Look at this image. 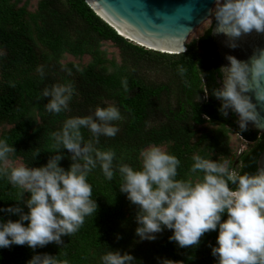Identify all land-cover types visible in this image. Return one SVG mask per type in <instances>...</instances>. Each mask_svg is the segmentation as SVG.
Instances as JSON below:
<instances>
[{
    "label": "trees",
    "instance_id": "trees-1",
    "mask_svg": "<svg viewBox=\"0 0 264 264\" xmlns=\"http://www.w3.org/2000/svg\"><path fill=\"white\" fill-rule=\"evenodd\" d=\"M104 41L119 47L121 63L106 57ZM0 50V121L14 124L10 131L0 132V139L14 149L6 159L10 155L19 157L27 167L36 168L60 155V166L68 170L74 163L73 154L63 146L54 148L51 133L59 131L69 117L87 116L97 106L114 104L122 117L113 122L119 128L115 136H100L96 144L90 131L81 129L85 142L93 140L101 150L116 153L114 170L121 162L139 168L142 149L168 144L167 152L181 161L177 179L193 174L202 178V172L190 173L193 155L209 157L217 152L227 156V137L229 132H235L250 147L240 154L238 165L234 161L228 164L229 169L239 174L257 171L264 150V132L246 126L241 130L235 112L228 109L227 115L222 114V101L214 95L221 86L218 70L224 61L212 27L188 44L185 52L170 54L121 36L86 0H41L35 11L14 0H0ZM66 53L90 55L92 61L87 65L64 63ZM158 65L168 69V80L156 82L146 77L144 70ZM178 66L186 69L183 75ZM125 79L127 91L122 84ZM65 83L74 88L69 109L58 114L48 112L45 106L50 97L43 96V90ZM204 125L216 128L206 129L196 140L197 128ZM87 180L98 207L85 217L76 233L62 236L61 244L50 242L34 250L27 245L0 248V264H27L34 255L44 253L67 259L69 264H101L103 254L117 250L133 255L134 264H160L157 258L182 264H216L209 245L215 246L218 231H209L200 238L199 245L184 248L169 240L172 230L166 228L155 240L137 242L139 208L120 191L118 171L108 180L97 164ZM22 191L0 176V208L20 207L26 213L25 202L31 194ZM18 218V214L0 212L4 221ZM226 218L227 214L222 217Z\"/></svg>",
    "mask_w": 264,
    "mask_h": 264
},
{
    "label": "clouds",
    "instance_id": "clouds-1",
    "mask_svg": "<svg viewBox=\"0 0 264 264\" xmlns=\"http://www.w3.org/2000/svg\"><path fill=\"white\" fill-rule=\"evenodd\" d=\"M210 12L216 21L214 34L227 36L232 48L237 47L235 40L242 35L253 31L264 33V0H215V8ZM227 60L229 63L218 70L221 86L214 90V95L222 101V114L227 115L228 109L239 114L244 130L247 122L261 121L257 106L247 93L255 84L256 98L264 103V48L247 61L232 55ZM185 71L178 66L181 75ZM122 84L127 91V80H122ZM42 94L50 97L46 110L58 114L69 109L74 88L71 83L54 84ZM121 118L114 104L97 106L90 115L67 118L59 131L52 132L54 148L63 146L73 154L74 163L68 170L60 166V155L41 167L21 164L8 168L6 155L14 149L0 139V176L31 194L25 202L26 213L20 207L0 208V212L19 216L15 221L0 219V248L27 245L34 250L50 242L61 244L62 236L76 233L85 217L97 210L87 177L99 164L108 180L118 171L122 180L120 191L138 205L139 226L135 231L141 240H155L156 234L166 228L172 230L169 240L184 248L197 246L205 233L218 231L215 246L209 245L216 264H264V169L255 174H239L229 169L227 160L218 163L193 155L190 173L202 172V178L177 179L181 161L159 145H149L139 153V168L121 162L114 170L116 153L101 150L93 140L98 144L100 136H115L119 128L113 122ZM82 128L90 131L93 140L84 141ZM225 214L227 218L222 219ZM157 259L160 264H182L168 258ZM100 260L101 264L136 261L133 255L118 250L108 251ZM27 264H69V261L44 253L34 255Z\"/></svg>",
    "mask_w": 264,
    "mask_h": 264
},
{
    "label": "water",
    "instance_id": "water-1",
    "mask_svg": "<svg viewBox=\"0 0 264 264\" xmlns=\"http://www.w3.org/2000/svg\"><path fill=\"white\" fill-rule=\"evenodd\" d=\"M86 2L97 15L115 28L118 34L127 38L124 34L126 33L141 46L170 54H180L187 50L190 34L213 15L210 10L215 7V0H86ZM215 29L214 20L212 34L219 46L223 65L229 63L227 60L229 55L247 61L258 49L264 48V33L253 31L242 35L235 40L237 47L232 48L229 46V38L224 34H214ZM255 91L256 85L253 84V90L247 95L257 106L261 121L258 124L249 121L246 127L264 132V103L257 100ZM235 114L240 121L239 114ZM259 169H264V150L258 160L257 171Z\"/></svg>",
    "mask_w": 264,
    "mask_h": 264
},
{
    "label": "rangeland",
    "instance_id": "rangeland-1",
    "mask_svg": "<svg viewBox=\"0 0 264 264\" xmlns=\"http://www.w3.org/2000/svg\"><path fill=\"white\" fill-rule=\"evenodd\" d=\"M14 1H17L19 3V6L26 5L29 10L35 11L38 8V4L41 0H14ZM214 20H215L214 15H212L206 21H204L199 27H197L190 34V37L188 39V44L194 41H197L205 33L207 29L213 26ZM129 41L133 42L132 40H129ZM133 43L137 44L136 42H133ZM102 49L105 51L106 57L109 60H115L118 63L122 62L123 57L121 55V51L115 43L111 41H104L102 43ZM62 61L64 63L75 62V63H79L80 65H87L92 61V58L90 55H84L82 57H77L72 54L66 53ZM144 73L148 79H151L156 82L166 81L171 76L170 72L164 65L152 66L144 70ZM1 79H2V75L0 72V81ZM34 118L39 121V117L37 115H35ZM13 126L14 124L9 123L7 120H1L0 121V132L10 131L13 128ZM209 128H216V127H211L209 125L199 126V128H197L196 140L199 137V135H201L203 132L206 131V129H209ZM206 144L207 143H205L204 146H206ZM160 147L166 152L169 150L168 144H162L160 145ZM249 147H250V144L247 143L240 135H238L235 132H229L228 137H227V149H230L229 150L230 154L226 156L223 153L213 152L212 154L209 155V157H205V158L211 159L218 163H222L225 160H227L229 163L231 161H234V165H238L240 154L244 150L249 149ZM7 160H8V164L6 165V167L8 168H11L13 166H19L21 164L25 165L23 159L19 157L13 158L10 155V157H8ZM193 175H190L193 180H196L197 178H199L198 176H193ZM159 234L160 233H157L156 237ZM135 240L141 243L152 241V240H141L139 236H136Z\"/></svg>",
    "mask_w": 264,
    "mask_h": 264
},
{
    "label": "bare ground",
    "instance_id": "bare-ground-1",
    "mask_svg": "<svg viewBox=\"0 0 264 264\" xmlns=\"http://www.w3.org/2000/svg\"><path fill=\"white\" fill-rule=\"evenodd\" d=\"M123 33V32H122ZM125 34V36H127V38H129L130 40H132L133 42H137L135 39H133V38H130L129 37V35H127L126 33H124ZM138 43V42H137ZM140 44V43H139Z\"/></svg>",
    "mask_w": 264,
    "mask_h": 264
}]
</instances>
